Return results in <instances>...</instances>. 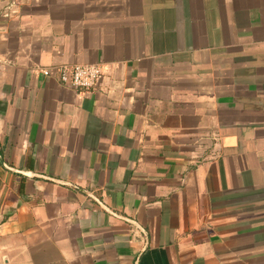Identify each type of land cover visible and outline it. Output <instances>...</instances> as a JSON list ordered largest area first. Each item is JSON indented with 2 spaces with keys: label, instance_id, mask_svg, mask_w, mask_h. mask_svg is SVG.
Segmentation results:
<instances>
[{
  "label": "crops",
  "instance_id": "obj_1",
  "mask_svg": "<svg viewBox=\"0 0 264 264\" xmlns=\"http://www.w3.org/2000/svg\"><path fill=\"white\" fill-rule=\"evenodd\" d=\"M0 264H264V0H0Z\"/></svg>",
  "mask_w": 264,
  "mask_h": 264
},
{
  "label": "built area",
  "instance_id": "obj_2",
  "mask_svg": "<svg viewBox=\"0 0 264 264\" xmlns=\"http://www.w3.org/2000/svg\"><path fill=\"white\" fill-rule=\"evenodd\" d=\"M46 78H54L61 85L81 91H90L96 88L103 75L102 67L98 64H61L42 70ZM134 229L143 232L142 228L130 220Z\"/></svg>",
  "mask_w": 264,
  "mask_h": 264
}]
</instances>
